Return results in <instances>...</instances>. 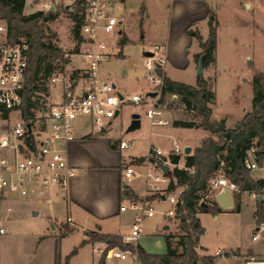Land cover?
I'll use <instances>...</instances> for the list:
<instances>
[{"label":"crops","instance_id":"obj_1","mask_svg":"<svg viewBox=\"0 0 264 264\" xmlns=\"http://www.w3.org/2000/svg\"><path fill=\"white\" fill-rule=\"evenodd\" d=\"M28 1H30L28 3L30 8L27 14L37 10L44 11V8L35 4V0H25L24 11H26L25 6ZM239 1L235 0L236 3ZM222 4L236 14V4L234 6L226 0H160L159 2L158 0H123L118 8H124L125 17L123 19L118 16L117 28L120 35L115 39V43L121 45L120 57H125L123 48L129 43H150L152 41L150 48L155 45L160 47V68L163 74L172 80L189 84L181 80L179 75L183 72L188 75L190 71L191 75L195 73L198 64L195 56L201 49L194 33L198 32L203 40L207 38L209 13H212L217 22L215 60L203 68L202 76L207 81L215 78L219 62V28L222 21L220 5ZM46 6H48V0ZM133 14L138 18L141 36H132L130 21ZM236 19L238 20V17ZM123 20H125L124 25ZM76 38L72 43H77ZM117 52L112 53L117 54ZM75 57L80 56L72 57L74 63ZM80 63L75 64L82 65V61ZM101 65L102 63L100 67ZM99 71L101 77L111 80L117 88L115 81L111 78L112 74L102 69ZM194 76L196 82L197 75ZM81 84L80 81L76 90L80 89ZM46 95H49V90ZM252 97L253 93L248 97L249 106L242 110V114L236 121L250 110ZM61 99L62 92L60 99L56 102H49L47 107L59 103ZM163 113L167 117L165 111ZM221 117L227 118V115L220 114L213 120ZM80 118H84L88 127H92L91 131L80 132L78 123ZM87 119V117L77 119L74 127L75 138L65 145L67 158L76 171V176L71 180L66 192L51 187L27 197L15 192L8 193L5 203L10 206L11 210L3 221L6 233L0 235V264H54L57 253L61 264H102L103 259L100 253L95 252L94 248L102 249L104 243L85 242L82 244V241L88 238V231L118 234L123 238L129 236L134 212L120 210L122 203L131 199L125 195L124 188L126 187L136 196H143L149 190L152 177L157 174V171H155L152 160L147 157L148 150L144 154L130 152L126 155L120 151L118 142L121 138L116 128L117 125L113 127L111 122L104 127L103 131H97L93 130L90 120ZM235 122L229 125L226 120V126L232 127ZM177 129L199 131L196 143L188 142L184 145L185 147L190 146L191 151L192 147L198 146L201 139L208 136L207 130L203 127H177ZM157 147L163 156L168 154L162 146ZM141 157L144 159H140ZM127 162H130L136 171V175L129 181H125L123 177V166ZM169 169H171L170 166ZM251 176L264 180V160L261 165L251 169ZM139 178H144V183H141ZM221 193L215 191L211 195V202L214 201L220 208L214 218L245 219L249 229L254 231L251 235L253 243L245 248L230 247L222 250L217 247L213 250L203 242V232L196 249L198 255L215 256L214 264H249L250 261H264V191L259 195L263 206V219L260 225L256 222V210L259 203L256 199L257 194L242 191L236 199L235 192H231V195L225 193L221 202L226 204L232 201L233 204L222 207L215 201V196ZM237 201L239 209L235 210ZM60 210L65 216V221L61 222L60 226H56L52 220L57 219V211ZM207 214L214 215L200 210L196 213L202 226V216ZM67 218L70 219L67 220ZM168 218L157 222L153 231H149L144 223L140 235L126 242L139 244L147 253L164 254L167 249L165 236L169 235L171 247L180 252L181 246L177 244L178 236L174 233V224ZM62 233L63 235L60 236ZM74 248L76 251L72 252ZM117 264L141 263L138 257H128L123 261H118Z\"/></svg>","mask_w":264,"mask_h":264},{"label":"built area","instance_id":"obj_2","mask_svg":"<svg viewBox=\"0 0 264 264\" xmlns=\"http://www.w3.org/2000/svg\"><path fill=\"white\" fill-rule=\"evenodd\" d=\"M123 0H48L47 10H64L71 15L78 30L77 51L65 52L67 62L72 57L80 56L82 65H72L75 72L60 79L58 74L51 77V81H62V99L59 103L48 106L44 110L38 107H30L31 115L25 118H17L8 128L5 136L0 138V235L6 233L3 221L6 214L11 210L5 201L8 193L15 192L27 197L37 191H46L56 187L61 192H66L71 180L76 176L74 166L69 162L65 145L75 138V120L79 117H87L93 128L100 131L107 127L116 117V111L120 110L123 102L140 104L142 96L133 93L123 96L114 83L100 76V64L108 55V49L104 39L99 33L112 34L110 39L119 37L117 28L119 23L116 9ZM67 6V8H65ZM0 32L6 34V26L0 24ZM86 48L81 51V46ZM29 44L26 38L20 37L14 43L6 41L0 43V117L8 115L11 111L22 113V93L24 88L25 74L28 63ZM154 46V50H158ZM152 56L144 61L145 68L150 71L148 79L153 85L146 96H154L147 104L146 115L152 124L166 126L169 119L164 115L161 102L162 75L156 68L161 60ZM82 82L79 90H76L79 82ZM151 93H155L151 95ZM158 96V97H156ZM176 98L174 95L171 96ZM118 115V114H117ZM131 146V141L121 139L118 148L125 149ZM177 141L169 151V156H179L184 153ZM250 152V160L247 166L256 168L254 156ZM162 152L158 147L150 146L147 157L152 160L158 169V173L152 177L149 190L159 192L160 198L168 200L173 208L164 212L166 216L176 215V206L181 203L179 195L173 191L167 192L169 177L162 171L159 163L186 169L184 164L178 161L173 164L161 159ZM192 171V168H188ZM136 175V171L130 162L123 166V177L129 181ZM166 184L164 187L160 184ZM210 191L221 192L229 190L237 191L236 185L229 181L224 174L218 173L208 182ZM121 211L131 210L134 212L130 234L124 237L126 242L137 238L142 230L144 220L154 215V209L150 201L142 199H129L120 206ZM70 218H67L69 220ZM103 259L102 264H117L128 257L136 258V254L130 250L121 249L118 246L108 247L104 243L102 249L94 248ZM220 251L218 250V253Z\"/></svg>","mask_w":264,"mask_h":264},{"label":"rangeland","instance_id":"obj_3","mask_svg":"<svg viewBox=\"0 0 264 264\" xmlns=\"http://www.w3.org/2000/svg\"><path fill=\"white\" fill-rule=\"evenodd\" d=\"M47 0H35V4L44 8ZM160 0H158L159 2ZM228 3L236 4L237 11L233 14L225 5H220V17L221 26L219 28V62L216 70V77L209 79V85L215 93L214 101L210 104L212 109L211 119L218 118L220 114L227 115V123L233 124L239 116L242 114V110L249 106V96L253 93L251 86V79L255 71L264 73V0H226ZM27 2L23 13L27 15V11L30 6ZM160 5V4H159ZM249 6V7H247ZM58 10L55 14V18L49 21H42L41 27L45 35L44 41L54 45L61 49L62 58L64 53H73L77 50L78 43H72L76 38L74 34V23L70 14L64 10ZM38 11V10H37ZM116 14L118 16L125 17L124 8H117ZM238 17V20L236 17ZM3 21L0 19V24ZM125 20H123V25ZM123 25L120 27H123ZM132 27V33L134 36H141L142 33L139 27L138 18L133 14L130 21ZM99 36L104 39L108 49V55L102 62L100 69L108 72L111 75L113 81L117 85L123 96H128L133 93H139L142 96L140 104L136 105L131 102H123L120 105V113L112 119L111 126L117 128L120 138L126 141H131V146L120 151L126 155L127 153L144 154L150 146H162L167 155H162L161 159H165L171 162V156L169 151L173 147V142L177 141L180 147H183L188 142L196 143L198 141L199 131L194 129H177L172 126L173 119H195V114L192 110L185 109L181 103V99L172 98L170 95L160 96L163 104V109L169 119V124L166 126L156 125L151 123V119L146 115L147 104L154 96H146L147 92H150L153 85L148 79L150 73L145 68L144 61L149 58L142 54L144 50L155 52V56L161 59L160 47L158 50H154V47L150 48L153 44L150 43H129L123 48L125 57H120V44L115 43L113 39H110L112 34H106L100 32ZM110 37V38H108ZM6 41V35L4 32H0V43ZM152 42V43H151ZM86 44L81 46V51L86 48ZM149 46V47H148ZM117 52V54L112 52ZM75 63L81 64V58L75 57L73 59ZM52 61L55 69L50 75L45 76L44 69L41 70L39 76L41 86L48 87L49 95L47 96L43 92H35L32 100L36 103V107L40 110L47 108L49 102H56L60 99V93L62 92V81H51V77L54 74L61 73L60 79L70 75L73 77L75 72L71 69L72 65H76L73 61L68 62L66 66L61 67V62L58 59H53L48 56H44L42 65ZM152 74V73H150ZM196 75L195 73H193ZM185 74L184 72L179 75L181 80L195 85L194 75ZM158 97V96H156ZM137 113L140 119L139 128L126 131V128L130 122L131 115ZM17 118H25L20 111H11L8 115L0 117V138L5 136L8 132V128ZM78 119V118H77ZM75 120V123L77 121ZM88 120V119H87ZM80 132L91 131L92 127H88L86 120L80 118L78 120ZM83 123V124H82ZM179 128V127H178ZM185 128V127H182ZM93 130H95L93 128ZM120 141V140H119ZM118 141H116L117 143ZM150 143H153L150 145ZM199 145V144H198ZM195 147H192V151ZM191 151V153H192ZM185 154L180 155V162L184 164ZM153 163V162H152ZM154 165V164H153ZM155 171L158 173L157 167L154 165ZM176 166H170L174 168ZM179 168V167H178ZM222 173L221 169L215 172V175ZM214 175V176H215ZM141 183H144V178H139ZM160 185H163L161 183ZM182 186H176L173 192L177 195L182 191ZM201 194V200L210 203L211 195L208 185ZM131 199H142L150 201V206L154 209V216L146 218L144 223L149 231H153L156 228L157 222H162L164 218H168L174 224V233L179 236L182 231L178 227L179 219L176 216H166L164 212L172 209L173 205L168 200L160 198L159 192H152L147 190V193L143 196L132 197ZM49 207V205H46ZM51 208V207H50ZM56 210V209H55ZM211 214L203 215V227L204 237L203 242L206 243L210 249L215 250L219 247L222 250H227L230 247L233 248H245L252 245L251 235L254 231L249 229L245 219L232 220V219H215ZM57 219L52 220L56 226H60L61 222L65 221V216L62 211H57ZM143 223V225H144ZM135 244V243H132ZM197 249V248H196Z\"/></svg>","mask_w":264,"mask_h":264},{"label":"trees","instance_id":"obj_4","mask_svg":"<svg viewBox=\"0 0 264 264\" xmlns=\"http://www.w3.org/2000/svg\"><path fill=\"white\" fill-rule=\"evenodd\" d=\"M25 0H0V19L6 26V42L14 43L20 37L27 39L28 63L25 74L24 88L22 93V115H31L30 107H36L32 100L35 92L48 93V87L41 86L39 76L44 69L45 76L50 75L55 69L52 61L42 65L44 56L58 59L61 67L67 62L62 58L60 48L44 41V33L41 27L42 21H49L55 18L58 10H38L25 15L23 7ZM216 26L217 22L212 13H209L208 36L205 40L195 31L194 36L198 40L201 51L196 54L195 60L198 63L201 58L203 68L213 63L216 49ZM74 34L78 37V30L74 26ZM78 46L75 50H77ZM159 75H162L161 97L165 95L178 96L185 109L194 112V119H173L175 127H203L208 136L201 139L199 145L194 148L191 154L184 157V168L174 167L164 174L169 177L167 192H171L176 186H182L179 193L181 203L176 206V217L179 219L178 227L182 234L178 236L177 244L181 251L172 248L169 235L165 236L166 252L164 254L147 253L139 244L125 242L118 234L99 233L88 231L85 242H103L108 247L118 246L124 250H130L136 254L141 264H214L215 256H199L197 245L199 237L204 232L196 213L198 210L216 214L220 208L214 201L206 203L201 200L200 192L204 191L209 180L214 177L219 169L224 176L233 182L237 191L235 198L242 191H248L260 195L264 191V180L255 179L251 176V169L247 166L250 160V152L254 156L257 165L264 160V73L255 71L251 86L253 97L249 111L234 123L232 127L226 126V117L217 120L210 118V104L214 101V91L209 82L201 75L197 76L196 84L189 85L166 77L160 66L156 68ZM140 159H144L141 157ZM149 159V158H148ZM179 156L171 158V163L176 164ZM151 160V159H149ZM192 168L190 171L188 168ZM125 195L129 198L136 197L125 187ZM204 202V204H203ZM235 210L239 209L236 202ZM263 219V206L260 200L256 210V222L261 224ZM63 233L60 235L62 236ZM76 248L72 252H75ZM61 264L58 253L55 255V263ZM66 264V263H65Z\"/></svg>","mask_w":264,"mask_h":264},{"label":"water","instance_id":"obj_5","mask_svg":"<svg viewBox=\"0 0 264 264\" xmlns=\"http://www.w3.org/2000/svg\"><path fill=\"white\" fill-rule=\"evenodd\" d=\"M67 8V6L65 7ZM142 54L144 56H152L153 55V52L151 51H148V50H144L142 52ZM203 72V65H202V61H201V58H199V61H198V64H197V69H196V75L199 76L201 75ZM155 93H151V95H154ZM118 114V111H116V116ZM140 126V119H139V115L137 113H133L131 115V119H130V122L126 128V131H132V130H135L137 128H139ZM102 131L104 130V128L101 129ZM191 151V147L190 146H186L184 148V153L185 155H188ZM159 166L161 167L162 171L163 172H167L169 170V166L168 165H165V164H161L159 163ZM222 193L219 194V195H216L215 196V201H217V203H219L222 207H226V206H230L232 205V201L229 202V203H226L224 204L223 202H221V198L223 196V194H230L231 195V192L229 190H223L221 191ZM257 201L259 202L260 201V197L259 195L256 197ZM204 204V202H203ZM249 264H264V261H250Z\"/></svg>","mask_w":264,"mask_h":264}]
</instances>
